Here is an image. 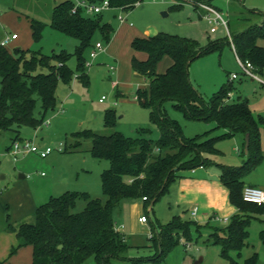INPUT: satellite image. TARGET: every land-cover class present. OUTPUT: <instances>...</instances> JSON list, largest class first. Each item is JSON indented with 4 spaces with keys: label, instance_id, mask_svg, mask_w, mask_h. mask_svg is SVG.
Wrapping results in <instances>:
<instances>
[{
    "label": "rangeland",
    "instance_id": "rangeland-1",
    "mask_svg": "<svg viewBox=\"0 0 264 264\" xmlns=\"http://www.w3.org/2000/svg\"><path fill=\"white\" fill-rule=\"evenodd\" d=\"M61 1L63 0H0V40L7 34L17 32L19 38L7 45L10 50L20 47L37 50L46 55L74 53L78 40L51 26L53 7ZM202 4H212L218 8L229 21L231 29L250 10L264 14V0H141L129 10L102 12L105 19L111 20L114 33L109 42L100 37L94 41H101L105 46V50L99 52L95 59H91L93 46L86 50L85 59L91 62L87 71L89 83L85 84L80 78H75V74L69 83L61 80L57 88V107L46 116V119L51 120L50 125L37 128L29 125L17 127L22 138L34 140L40 147L50 146L53 152L44 158L37 153H26L15 161L6 153V147L16 133H9L8 139L0 142V261H5V264H32L33 261L32 247L28 245L17 248L18 239L5 230L7 218L13 224L34 221L36 207L47 202L51 196H59L67 191L103 196L101 173L109 167V161L94 157L90 153L91 139L74 136L75 132L91 130L110 134L119 131L130 137L138 136L139 130L145 128L150 132L141 135L153 139L159 137V129L151 119L150 109L134 97L138 83H141V76L135 73L133 57L144 59L143 55L146 53L136 51L132 42L136 37L149 36L152 29L158 33L197 39L203 45L213 39L230 37L223 25H218L217 31L211 32L212 25L199 13L203 10ZM120 15L127 19L121 21ZM32 19L44 23L42 37L37 41L31 29ZM146 30L148 34L145 33ZM222 52L221 56L218 52L203 55L190 64L189 76L192 84L206 101H210L225 84L233 80L232 73L237 72L240 77L232 81L235 98L238 95L247 98L257 115L264 116V84L242 74L229 45H225ZM26 58L32 59L33 56L28 53ZM49 62L58 64L52 59ZM171 64L172 59L167 55L159 62L157 69L164 72ZM68 65L74 73L80 75L75 55L68 60ZM112 65L116 68L113 75L109 72V66ZM38 70L47 71V68ZM258 74L264 80L263 72ZM1 88L0 82V92ZM118 88L129 89V97H118ZM104 96L105 99L101 102L100 99ZM62 104L64 111L58 112ZM109 109L115 110L114 127L105 125V112ZM165 109L172 119L180 123L186 137L194 138L206 132H209V137H214L224 133V129H215L214 121L188 118L171 101L165 104ZM40 112L42 105L39 101L35 114L40 115ZM218 142L223 153L208 154L211 162L202 167L205 170L212 173L220 169L219 164L214 163L216 160L230 165H240L247 160V156L243 154V142L237 143L231 137ZM200 168L199 171H202ZM178 174L168 190L152 206L153 209L150 204L145 207L142 199L123 201L118 227L126 234L130 245L126 255L129 258H153L150 237L154 227L167 224L174 217L180 216L193 222L189 235L181 234L179 242L168 249L157 263L147 260L144 264H247V259L255 252V264H264V214L249 216L251 224L248 244L245 247L224 252L221 244L209 241L213 232L219 235L222 232L207 224L220 227L230 224L233 215L230 216L223 205L227 199L222 200L218 196L220 189L217 188L218 185H214L213 189L216 190L211 189L209 197L202 203L198 200L196 191L189 192L185 187V183L195 175L192 170H180ZM21 175L25 177L22 178ZM253 178L264 179V161L245 176L246 183H251ZM196 206L199 212L194 215L192 210ZM84 207L85 201L80 200L76 210ZM144 214L149 220L141 224L138 218ZM195 222L201 227H197ZM14 248L17 249L12 252ZM94 263V257L90 256L82 264ZM109 264H131V261L112 259Z\"/></svg>",
    "mask_w": 264,
    "mask_h": 264
},
{
    "label": "trees",
    "instance_id": "trees-1",
    "mask_svg": "<svg viewBox=\"0 0 264 264\" xmlns=\"http://www.w3.org/2000/svg\"><path fill=\"white\" fill-rule=\"evenodd\" d=\"M82 1L98 4L103 0ZM140 1L110 0V4L113 9L129 10ZM74 6V0H63L53 7L51 17V26L55 30L78 40L74 53L46 55L20 47L10 50L0 44V133L12 135L15 132L13 141L22 139L17 127L42 126L47 113L55 110L59 82L69 83L75 74L68 65L71 56L75 55L78 60L79 78L88 84L86 50L94 45L97 37L109 42L113 36L112 23L102 13L86 15L82 8L72 12ZM228 28L230 37L213 39L206 45L197 39L167 33L133 40L134 49L147 54L145 59L133 57L134 70L147 80V86L137 89L136 100L150 109L159 137L153 139L141 135L150 132L145 128L139 130L138 136L130 137L119 131L110 134L91 130L75 132L74 136L91 139L90 153L94 157L109 161V167L101 173L103 196L67 191L51 196L39 205L34 213V223H22L16 228L7 218L5 230L16 233L17 248L32 246V264H82L90 256L94 257V264H109L112 259H129L131 264H144L147 260L157 263L168 249L179 242L181 234L189 235L193 222L176 216L169 223L154 227L150 237L154 257L129 258L126 252L130 245L126 234L118 227L123 201L146 196L145 207L150 204L153 209L170 183L179 176L180 170L207 166L211 162L207 155L219 152L218 141L237 132L249 136V147L246 149L245 141L243 150L247 160L241 165L220 164V179L228 187L230 201L239 213L233 215L225 227L207 226L222 232L221 235L213 232L209 241L221 244L224 252L241 250L248 244L249 216L264 213V204L243 199L244 178L262 161L264 118L255 115L247 98L230 100L234 79L206 101L189 76V67L194 60L222 52L225 45L232 46L235 55L243 61H250L255 71H264V14L250 10L232 29L228 21ZM31 29L37 41L42 37L44 23L32 19ZM28 53L32 59L26 58ZM167 55L171 57L172 64L164 72H159L158 64ZM49 59L58 64H50ZM39 68H47V71ZM39 101L42 112L36 115ZM168 101L190 119L214 121L215 129L222 128L224 133L214 137H209V132L194 138L186 137L180 123L167 113L165 104ZM115 118V110H106L105 125L114 127ZM80 200L85 201V207L77 211ZM197 227L201 225L197 224ZM256 258L255 252L247 259V264H255ZM0 264H5V261H0Z\"/></svg>",
    "mask_w": 264,
    "mask_h": 264
},
{
    "label": "built area",
    "instance_id": "built-area-1",
    "mask_svg": "<svg viewBox=\"0 0 264 264\" xmlns=\"http://www.w3.org/2000/svg\"><path fill=\"white\" fill-rule=\"evenodd\" d=\"M155 2L160 0H153ZM75 6L72 9V12H76L78 8H82L84 12H86L89 15H95L102 13L105 10H110L111 4L110 0H103L101 3L98 4H90L88 2H84L82 0H74ZM139 4V3H137ZM203 9L207 12L206 13V19L209 21L211 26V32H215L218 25H223L226 30L228 31L229 35V28H228V20L224 18L223 13L212 6L211 4H202ZM121 21H124L126 18L123 16H119ZM18 37L17 33L13 34H7L1 41L0 44L3 46H7L9 42H11L13 39H16ZM105 46L103 42L96 41L93 45V50L91 52V59H95L99 52L104 51ZM237 63L240 66L242 70V74L251 77L254 80L260 81L262 84H264V80L260 77L257 71H255L254 65L250 61H243L240 57L236 56ZM86 67L89 68L91 66V62L87 61L85 62ZM111 71H115V66H110ZM239 73H232L231 79H236L238 77ZM75 78H79V74L75 73ZM115 84H118L114 82ZM105 99V96L101 98V101ZM64 110L60 108L58 112H63ZM51 123L50 119H45L42 125L49 126ZM9 154L14 158L15 161H17L20 157V155H25L26 153H37L41 157H47L51 152H53V148L50 146L46 147H40L38 146L34 140L28 139V138H22L17 139L12 142L9 150ZM243 199L247 202H252L256 204H264V189L258 186H245L243 190ZM143 201L147 200V197L144 196L142 198ZM198 207H194L192 210V213L194 215L197 214ZM218 219V218H217ZM227 219V218H226ZM224 219V220H226ZM147 215H141L139 217V221L141 223H147L148 222Z\"/></svg>",
    "mask_w": 264,
    "mask_h": 264
},
{
    "label": "crops",
    "instance_id": "crops-1",
    "mask_svg": "<svg viewBox=\"0 0 264 264\" xmlns=\"http://www.w3.org/2000/svg\"><path fill=\"white\" fill-rule=\"evenodd\" d=\"M212 5V4H211ZM212 6H214V5H212ZM215 7V6H214ZM216 8V7H215ZM196 9V8H195ZM218 9V8H217ZM110 10H114L113 8L112 9H110ZM197 10V9H196ZM219 10V9H218ZM199 13L206 19V11L203 9L202 11H199ZM127 19V18H126ZM125 19V20H126ZM207 20V19H206ZM208 21V20H207ZM109 22H111V20H109ZM209 22V21H208ZM216 31H217V29H216ZM215 31V32H216ZM13 33H17V32H13ZM12 33V34H13ZM145 33L146 34H148L149 32H148V30H146L145 31ZM147 36V35H146ZM19 38V35H18V37L16 38V40ZM3 38H1V40H2ZM0 40V41H1ZM15 39H13V41H14ZM230 46V45H229ZM230 49H231V51L233 52V54H234V57H236V55H235V52H234V50H233V48H232V46H230ZM219 53V55L221 56L222 54H223V52H218ZM144 57V59L146 58V56H147V54L146 55H143ZM236 61H237V59H236ZM238 64V63H237ZM109 72H110V74L111 75H113V74H115L116 73V70L115 71H111L110 70V66H109ZM135 73L136 74H138L139 75V73L137 72V71H135ZM237 73V72H236ZM263 74H264V71H263ZM141 76V77H140ZM140 81H141V83H138V86H137V89L138 88H140V87H145V86H147V80L145 79V77H144V75H142V74H140ZM240 77V74L238 75V77L236 78V79H238ZM262 78V77H261ZM252 79V78H251ZM263 79V78H262ZM252 80H254V79H252ZM116 85H118V84H116ZM119 86V85H118ZM137 89L135 90V98H136V91H137ZM127 90H129V89H120V88H118L117 89V96L119 97V96H123L124 98H126V97H129V93H128V91ZM230 100L232 101V100H235L236 98V94L233 92V93H231V95H230ZM239 97H242V95H238V97H237V99L239 98ZM243 98V97H242ZM100 101H101V99H100ZM102 102V101H101ZM250 103V102H249ZM62 107V109L64 110V107H63V104L61 105ZM251 106V105H250ZM252 108V107H251ZM253 111H254V109H252ZM254 113H255V115H257V113L254 111ZM259 115H261V114H259ZM263 118H264V116L263 115H261ZM222 129V128H221ZM225 131V130H224ZM8 136H9V133H6V132H3V133H0V142H4L6 139H8ZM231 138L232 139H234V141L235 142H237V143H241V142H243V145L245 144V141H246V135L244 134V133H241V132H237V133H234L232 136H231ZM224 139H226V138H224ZM12 142H13V140L11 139V142H10V144L9 145H7V149H6V153L7 154H9V152H8V150H9V148H10V146H11V144H12ZM219 143V142H218ZM261 144H262V161L261 162H263L264 161V125L262 126V129H261ZM217 147H218V149H219V152L218 153H216L217 155H219L220 153H223L222 151H221V148H219V146H218V144H217ZM6 153H5V155H6ZM10 155V154H9ZM215 164H219V167L218 168H220V164H222V163H220V162H218L217 160L214 162ZM236 164H238V163H236ZM228 165H230V164H228ZM231 165H235V164H231ZM241 165V164H240ZM206 167V166H205ZM202 171H199V168L198 169H194V170H192V173L193 174H195V175H193L192 176V180L191 179H189V182H187V183H185L186 185H185V187L187 188V190L189 191V192H191V191H196L197 193H198V195H199V199L198 200H200V201H202V203L203 202H205V200H207V198L209 197L208 196V193H209V191L211 190V189H213V186L214 185H218L217 186V188L218 189H220L219 191H218V196L219 197H221L222 198V200H224V199H227L226 201H225V203L223 204L224 205V208L227 210V211H229V214H230V216H232V215H235V214H237V213H239V211H238V209L231 203V201H230V196H229V189H228V187L227 186H225L222 182H221V179H220V175H221V168L220 169H216V171H213L212 173L211 172H209L208 170H205V168H200ZM22 176V178H24L25 177V175H21ZM251 181V183H246V180H245V178H244V185L245 186H258V187H261V188H263L264 189V179H252V180H250ZM216 188V187H215ZM213 190H216V189H213ZM37 208V207H36ZM36 208L34 209V213H35V210H36ZM198 212H199V208H198V211H197V214H198ZM264 213H262V214H260V215H263ZM206 215V214H205ZM260 215H257V216H260ZM34 217H35V215H34ZM227 219H228V217H226ZM139 219V218H138ZM139 221V220H138ZM35 222V218H34V221H31V222H27V221H22V222H19V223H17V224H13V223H11L13 226H15L16 228H18L19 227V225L20 224H22V223H34ZM140 222V221H139ZM141 223V222H140ZM142 224V223H141ZM11 234H14L15 235V237L17 238V235H16V233L15 232H10ZM152 235V234H151ZM32 247V246H31Z\"/></svg>",
    "mask_w": 264,
    "mask_h": 264
},
{
    "label": "water",
    "instance_id": "water-1",
    "mask_svg": "<svg viewBox=\"0 0 264 264\" xmlns=\"http://www.w3.org/2000/svg\"><path fill=\"white\" fill-rule=\"evenodd\" d=\"M158 32L155 29H152V32L150 33V37H153L157 34ZM249 147V136L246 135V149Z\"/></svg>",
    "mask_w": 264,
    "mask_h": 264
}]
</instances>
